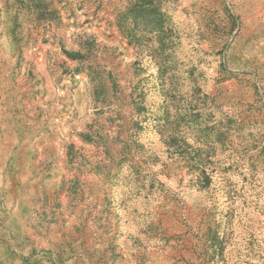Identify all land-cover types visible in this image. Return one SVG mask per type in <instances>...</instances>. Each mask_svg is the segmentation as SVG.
Instances as JSON below:
<instances>
[{
	"label": "rangeland",
	"instance_id": "374dc122",
	"mask_svg": "<svg viewBox=\"0 0 264 264\" xmlns=\"http://www.w3.org/2000/svg\"><path fill=\"white\" fill-rule=\"evenodd\" d=\"M0 264H264V0H0Z\"/></svg>",
	"mask_w": 264,
	"mask_h": 264
}]
</instances>
